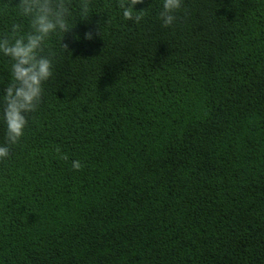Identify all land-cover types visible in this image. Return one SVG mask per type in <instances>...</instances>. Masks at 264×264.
<instances>
[{"label":"trees","instance_id":"16d2710c","mask_svg":"<svg viewBox=\"0 0 264 264\" xmlns=\"http://www.w3.org/2000/svg\"><path fill=\"white\" fill-rule=\"evenodd\" d=\"M19 2L0 0V36L27 30ZM70 2L0 161V264H264V0H182L169 27L162 0L140 23ZM9 69L0 55V95Z\"/></svg>","mask_w":264,"mask_h":264},{"label":"clouds","instance_id":"9594fccd","mask_svg":"<svg viewBox=\"0 0 264 264\" xmlns=\"http://www.w3.org/2000/svg\"><path fill=\"white\" fill-rule=\"evenodd\" d=\"M144 0H119L117 8L124 20L140 23L144 11H136L137 4ZM182 0H162L159 19L164 27L173 25L175 12ZM81 15H88L87 3L81 4ZM14 14L27 21V30L22 23L13 21L9 31L0 36V55L10 61V81L0 95V123L5 127L4 143L0 144V161L9 157L12 147L24 136L29 116L38 110L44 95V84L52 77L51 54L42 55L47 41L53 35L65 34L72 30L70 21L73 9L70 0H20L13 7ZM86 40L92 39L85 33ZM66 48L65 46H63ZM60 159L68 160L66 154L56 147ZM74 171L82 169L79 160H73Z\"/></svg>","mask_w":264,"mask_h":264}]
</instances>
